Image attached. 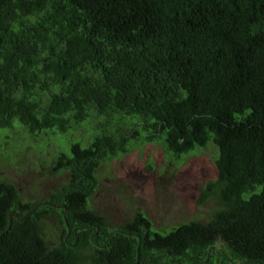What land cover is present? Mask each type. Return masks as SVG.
Instances as JSON below:
<instances>
[{
	"label": "trees",
	"instance_id": "trees-1",
	"mask_svg": "<svg viewBox=\"0 0 264 264\" xmlns=\"http://www.w3.org/2000/svg\"><path fill=\"white\" fill-rule=\"evenodd\" d=\"M91 119L102 133L57 154L70 178L49 197L0 177V264H264V0H0V131ZM159 141L176 159L217 146L200 202L219 205L169 233L142 210L112 228L97 169Z\"/></svg>",
	"mask_w": 264,
	"mask_h": 264
},
{
	"label": "rangeland",
	"instance_id": "rangeland-1",
	"mask_svg": "<svg viewBox=\"0 0 264 264\" xmlns=\"http://www.w3.org/2000/svg\"><path fill=\"white\" fill-rule=\"evenodd\" d=\"M88 121L66 133L49 131L39 137L28 135L18 125L1 130L0 177L12 180L26 201L49 197L70 178L67 171L50 174L57 154L70 152L72 140L85 142L89 137L92 142L102 133L92 128V119ZM165 145L160 141L146 143L105 161L97 169L98 186L90 205L108 219L112 228L130 221L136 210H142L156 228L169 233L182 222H206L219 205L214 199L200 202L202 188L216 178L217 146L210 142L176 159L165 152ZM44 234L51 244H58L63 237L62 228L52 219L45 225Z\"/></svg>",
	"mask_w": 264,
	"mask_h": 264
},
{
	"label": "water",
	"instance_id": "water-1",
	"mask_svg": "<svg viewBox=\"0 0 264 264\" xmlns=\"http://www.w3.org/2000/svg\"><path fill=\"white\" fill-rule=\"evenodd\" d=\"M9 225H8V228H7V230H9L10 229V227H11V225H12V216H16V217H19L17 214H16V212H14V211H11L10 212V214H9ZM77 229H75V231H76Z\"/></svg>",
	"mask_w": 264,
	"mask_h": 264
},
{
	"label": "clouds",
	"instance_id": "clouds-1",
	"mask_svg": "<svg viewBox=\"0 0 264 264\" xmlns=\"http://www.w3.org/2000/svg\"><path fill=\"white\" fill-rule=\"evenodd\" d=\"M76 232V231H75Z\"/></svg>",
	"mask_w": 264,
	"mask_h": 264
}]
</instances>
